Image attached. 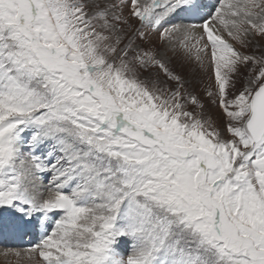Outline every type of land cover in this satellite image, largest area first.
Here are the masks:
<instances>
[{
  "label": "snow or ice",
  "instance_id": "obj_1",
  "mask_svg": "<svg viewBox=\"0 0 264 264\" xmlns=\"http://www.w3.org/2000/svg\"><path fill=\"white\" fill-rule=\"evenodd\" d=\"M0 235L38 237L6 264H264V0H0Z\"/></svg>",
  "mask_w": 264,
  "mask_h": 264
},
{
  "label": "bare ground",
  "instance_id": "obj_2",
  "mask_svg": "<svg viewBox=\"0 0 264 264\" xmlns=\"http://www.w3.org/2000/svg\"><path fill=\"white\" fill-rule=\"evenodd\" d=\"M33 236L29 235L27 239H24V236H11V235H0V244L9 243V244H25L27 246L32 241ZM21 246V245H20Z\"/></svg>",
  "mask_w": 264,
  "mask_h": 264
},
{
  "label": "rangeland",
  "instance_id": "obj_3",
  "mask_svg": "<svg viewBox=\"0 0 264 264\" xmlns=\"http://www.w3.org/2000/svg\"><path fill=\"white\" fill-rule=\"evenodd\" d=\"M250 51H251V49H250ZM177 70H180V69L178 68ZM197 71H199V70L197 69ZM27 238H28V236H24V239H27ZM37 239H38V237L33 236L32 241L27 246H24L25 244H20L21 245L20 246L17 244H9L7 242L1 243L0 244V252H2L4 250V248H6V247L27 248L28 246H30V244L36 242ZM9 259H11V258H9ZM0 264H6L5 258L3 256H0Z\"/></svg>",
  "mask_w": 264,
  "mask_h": 264
}]
</instances>
